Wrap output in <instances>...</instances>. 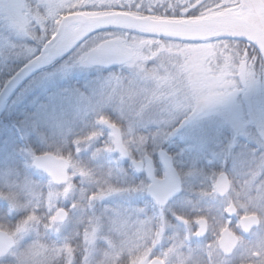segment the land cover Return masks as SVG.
I'll return each mask as SVG.
<instances>
[{"label":"rangeland","instance_id":"374dc122","mask_svg":"<svg viewBox=\"0 0 264 264\" xmlns=\"http://www.w3.org/2000/svg\"><path fill=\"white\" fill-rule=\"evenodd\" d=\"M135 1L71 0V3H68V0H0V28L2 30H0L2 33L0 38L4 40V44L10 43L12 39L24 42L25 46L20 56L28 59L37 56L42 46L43 34L40 25L42 26L43 17L40 12L49 17L55 15L57 23H59L63 16L69 14V8L79 9L83 5H88L91 13L94 10H108L115 4L125 2L132 5ZM216 1L218 2L217 7L209 14L238 13L240 16L247 17L248 10H253L250 4L244 2L240 4L238 0ZM61 9L64 10L61 11ZM109 36V33L94 34L86 43L101 42L103 38ZM3 43H0V47L4 46ZM126 44L134 50V59L123 68L116 70L93 68L87 66L85 61L78 62L76 59L77 48L69 58L63 60L58 66L32 78L14 97L8 107V112L13 114V111H16L24 102L38 105L33 114L19 113L18 115H22L23 119L15 125L13 122L12 125L0 123V187L6 183L15 182L18 192L21 193H18V199L21 201L23 192L26 195V198L21 202L34 201L36 194L33 191L39 190L41 193H46L50 187V178L33 167L34 156L52 153L58 157H65L58 154L64 150L75 152L79 159L73 162L69 157H65L70 160L71 166L69 181L64 186L68 184L80 185V176L72 173V169L77 166H88L101 174L111 171L113 173L112 182L118 186L123 185L127 188L130 184L139 185L137 191L116 192L104 197L95 202L91 209L73 210L71 220L67 224L59 226V231L51 229L44 232L42 230L41 232L45 233H41L42 242L47 241L54 247L63 248L60 256L57 257L60 264H75L74 247L66 238H60V232L63 231L64 234L67 227H72L74 231L72 236H77L79 230H83V239L90 246L84 258L90 260L96 242H106L103 231L106 232L107 228L100 230L98 223H94L96 231H92L91 225L88 230L87 225L80 220V217L109 216L110 213L112 216L114 212H121L123 209L118 205L116 208L112 206L111 210L107 205L109 202L119 200V198L136 199L138 193L144 194L146 190L147 184L127 169L130 162L126 163L113 151L106 150L110 143L112 145V136L110 131L99 122L100 117H107L109 121L112 117L116 121L125 123L131 119L128 113L120 109L109 97V89L115 91L119 88V77L134 80L138 87H147L150 80L159 81V74L149 64L151 61L155 62L156 68L167 72L170 76L173 73L186 74L194 86L205 83L214 84L218 73L213 70L210 60L217 54V46L230 47L235 43L208 40L205 43L185 44L157 41L130 34ZM13 51L20 50L16 47ZM132 69H135V72ZM150 69L151 71H149ZM78 78L83 79L84 90L72 86ZM246 98H250L252 101L256 116L254 124L250 123L246 117L244 105ZM134 126L137 130L153 137L152 142L147 146L145 155L151 156L155 165H157V155L161 149L172 154L174 164L183 181V195L177 203H174L176 208L177 205L184 210L203 208L204 204L201 200L203 196H207L210 204L221 208L222 203L214 196L217 170L209 171L208 175H205L203 166L208 165L212 169L215 167L226 169L228 167L226 165H230L228 170L236 171L235 165H247L253 155L264 151L263 81L249 82L246 89H241L235 95L215 104L206 114L192 118L162 139L156 138L159 126L154 121L140 120L136 121ZM94 132L97 133L96 136L92 135ZM31 145H35L33 147H37V150L41 152L36 154ZM256 146L257 149H255ZM49 149L52 151H48ZM97 149L100 151L97 152ZM19 161H23L21 164L24 167L33 169L36 176H40L39 179L30 182L26 177L25 182L16 180L15 177H20V175L14 171V165H17ZM163 173L164 171L160 172L161 175ZM202 183L204 185L201 187L210 189L212 195L201 187L200 192L197 193L198 196L196 195L193 188ZM83 187L90 186L83 185ZM260 197L261 194L257 193L256 203L259 202ZM61 203L67 208L71 206V200H64ZM143 203L146 204V202ZM150 205L141 208H145L148 212L151 210ZM47 207L45 205V208ZM7 209V202L0 200V214L6 213ZM133 209L135 208L131 210ZM41 212L43 213L44 209H41ZM45 214L47 215V213ZM22 215L23 212L15 213L8 219L15 222ZM96 219L99 220V218ZM33 238L32 235H29L24 242L28 243ZM98 250L96 249V254H98Z\"/></svg>","mask_w":264,"mask_h":264},{"label":"clouds","instance_id":"9594fccd","mask_svg":"<svg viewBox=\"0 0 264 264\" xmlns=\"http://www.w3.org/2000/svg\"><path fill=\"white\" fill-rule=\"evenodd\" d=\"M53 26L49 19L46 24L48 32ZM106 43L108 41L103 40L91 44L99 47ZM210 63L218 73L214 84L194 86L186 74L173 73L170 76L154 65L159 81L150 80L147 87H138L134 80L119 77V88L115 91L109 89V97L131 118L127 123L114 121L117 129L113 131L123 132L122 145L127 152L125 157L132 161L133 170L143 165L145 151L153 140L151 135L136 129V121H154L159 126L156 138L162 139L192 118L206 114L210 108L203 103L205 97L214 95L228 98L249 82L264 81V52L249 55L237 44H231L230 47L218 45L217 54ZM132 70L135 72V69ZM109 147L113 152L118 151L111 143ZM59 154L79 160L78 155L71 150ZM118 154L121 157L120 150ZM72 173L80 176V185H57L50 178L48 191H33L36 196L31 202L18 199L15 182L0 187V200L8 205L7 212L0 214V243L5 246L0 251V264H8L9 261L11 264H60L57 257L63 248L54 247L47 241L42 242V230L59 231V225L70 217L73 210L91 209L95 202L113 193L139 189V185L135 184L127 188L114 184L111 171L101 174L88 166H77L72 169ZM217 173L225 174L230 181L228 190L220 194L222 207L218 216L220 226H223L226 214L231 213L235 218V224L229 225L236 233L232 246L221 247L215 236L203 248L191 246V237H202L196 235L200 225L191 220L187 232L169 233L172 226L166 218L167 205L158 204L157 212L153 214H148L145 208L114 212L107 220V231H103L107 248L103 256L92 264H264V151L253 155L246 166L238 165L236 171L221 169ZM83 185L90 187L85 188ZM257 193L261 194L258 203ZM64 200H71L70 208L62 206ZM250 201L253 203L250 204ZM45 205L48 207L45 208ZM41 209H44L43 213ZM20 212L23 215L15 222L8 219ZM57 213L63 217L62 220H53ZM172 214L176 215L174 212ZM197 215L208 216L209 213L199 211ZM242 216L248 219L241 228L238 226ZM96 218L103 220L97 215L89 218L93 232L96 231ZM217 219L216 215L210 216L215 235L219 233L215 223ZM29 235L34 238L25 243Z\"/></svg>","mask_w":264,"mask_h":264},{"label":"water","instance_id":"95a60500","mask_svg":"<svg viewBox=\"0 0 264 264\" xmlns=\"http://www.w3.org/2000/svg\"><path fill=\"white\" fill-rule=\"evenodd\" d=\"M245 4H250L253 10H248L247 17H243L236 14L222 13L216 15H210L204 18L187 20V21H171V20H153L149 18H138L127 13H113L104 15L87 16L81 13H76V17L82 21L81 29L87 28L91 31L92 28L108 29V28H127L135 31H141L151 33L159 36H165L170 38H176L186 41H203L211 38H222L227 40H238L247 43V47L253 46L258 52H264V0H242ZM256 14L259 20L252 19V14ZM72 17L65 15L60 20L59 24H63L65 20ZM104 26V27H102ZM97 30V31H99ZM96 32V31H94ZM93 32V33H94ZM92 34V33H91ZM108 44L113 47L121 49L126 55L125 59L113 48L105 47L101 48L91 56L85 59V62L89 66L100 67L109 69L112 67L121 66L134 57L132 48L124 44L120 39H109ZM74 47V46H73ZM63 52L60 55L44 56L37 61V57H41V50L39 54L30 62L23 65L3 86L0 91V114L4 109L7 102L11 99L13 94L33 75L42 71L53 62L62 58L71 49ZM24 69L23 72L20 70ZM17 73H20L17 75ZM243 75V71H241ZM247 85L242 89H246ZM245 107L247 117L251 122H255L252 102L249 98L245 100ZM112 131L113 147L118 151L114 140L116 137L113 135V130L117 129V126L110 123L105 125ZM114 126V127H112ZM119 135V142L122 145V133L120 130L115 131ZM117 152H114L118 154ZM119 155V154H118ZM40 158V165L33 160V166L38 171L46 174L51 178V181L57 185H65L69 181V169L70 161L63 157H57L52 153H45L37 155ZM124 160H128L126 157H121ZM158 159L160 164L165 170L162 178H158L154 174V162L148 155L144 156V163L138 167L135 171L141 173L145 171L150 183L147 187V196L155 201V203L161 206L167 205L173 198L178 196L182 191V181L178 173V170L174 166L172 155L164 149L158 152ZM132 163V161H131ZM55 177V178H54ZM229 188V179L225 174H220L216 180L217 194L225 193ZM160 201L159 203L157 201ZM231 215V213H229ZM248 217H245L241 221L242 227ZM66 218L64 219V221ZM63 221V222H64ZM205 231V224L200 222V228L197 235L203 234ZM229 236L231 234L227 231L222 233L220 239V246L225 248L231 243V246L235 243L233 240L230 242ZM234 242V243H233ZM3 243H0V251L4 249Z\"/></svg>","mask_w":264,"mask_h":264},{"label":"flooded vegetation","instance_id":"af4514ba","mask_svg":"<svg viewBox=\"0 0 264 264\" xmlns=\"http://www.w3.org/2000/svg\"><path fill=\"white\" fill-rule=\"evenodd\" d=\"M162 1H168L169 4L175 3L176 5H179L178 3H180L182 5V7H187V11L184 13H179L178 16H170L166 14V11L164 10L162 13H157L153 4L157 5L158 3L162 2ZM175 1V2H174ZM207 1V0H136L135 3H133L132 5H128L126 2L123 4H115L112 6V8L105 10V11H101L98 13H94V11H92L90 13V16L92 15H103V14H113V13H127L130 14L134 17H138V18H149V19H153V20H171V21H187V20H195V19H200V18H190L188 17V13L190 11H194V13L204 7L203 3ZM240 2V4L242 3V0H238ZM213 2L215 3V7H217L218 2L216 0H213ZM153 3V4H152ZM174 5V4H173ZM189 5H195L194 7H189ZM203 5V6H201ZM99 11V10H97ZM238 14V13H236ZM248 15V12H247ZM107 31V33L110 34L109 37H107L105 40L108 39H113V38H118L121 39L125 44L126 41L129 39L130 34L131 35H137L138 37H145V38H150V39H156L157 41H163V42H177V43H185V44H198V43H205L208 40H216V41H221L222 42V38H211V39H207V40H203V41H186V40H181V39H176V38H170V37H165V36H159V35H155V34H151V33H146V32H141V31H135V30H131V29H127V28H108V29H102L99 31ZM91 35V34H90ZM244 45V49H246V43L242 42ZM128 45V44H127ZM139 55V54H138ZM137 55V56H138ZM135 56V54H134ZM134 59V57H133ZM132 59V60H133ZM131 60V61H132ZM131 61L118 66V67H114L111 68L109 70H116L118 68H123L124 66H126L128 63H130ZM155 63V62H154ZM153 63V61L149 62L150 66L153 67L155 64ZM107 130H109L107 128ZM111 133V130H109ZM130 166L133 170V167L130 163ZM216 166V165H215ZM228 166L226 169H223L225 171H232L228 170L229 167H231L230 165H226ZM238 165H235L236 169H237ZM246 166V165H244ZM177 168V167H176ZM203 174H207L209 173V171H214L217 170H221L220 167H215V168H210L208 165H204L203 166ZM161 171H164L162 165H154V174L156 177L161 178L163 177V175L160 174ZM133 172L136 174V177L139 178V180L144 181L147 186H146V190L144 194L138 193V197L144 196L145 198H143V201L146 202V204L142 205L147 207V205H150V211H148V214H153L157 212V204L155 203V201L153 199H151L150 197L147 196V187L150 183L145 171L143 170L141 173L136 172L135 170H133ZM165 172V171H164ZM179 172V171H178ZM222 174V173H217L215 181H214V193H215V199L218 200L219 202L222 203V201L220 200V195L217 194L216 191V180L218 178V176ZM229 179V178H228ZM181 181H182V177H181ZM211 181V180H210ZM209 183V182H207ZM230 183V181H229ZM204 185V183L202 184H198V186H195L193 188L194 192L197 193L200 192V189L202 188L201 186ZM201 187V188H200ZM202 189H206V191L208 192V194H211V190L208 188H202ZM183 195V181H182V191L181 193L176 196L175 198H173V200H171L168 204H167V212H166V218L169 221L170 225L172 227L169 228V233L175 231V232H179V233H185L187 232L188 228H189V221L194 220V222L198 225H200V222L204 225L205 224V231L203 234L201 235H197V236H202V237H191L189 244L191 246H199L201 248H203V246H205L207 243H210L211 240L213 239V237L215 236L216 242L217 244L220 245V239L222 237V233L224 231H227L231 234V236H229V240L230 242L233 240L235 242L236 240V233L234 231H232V229L229 227L230 224H235V218L232 217L230 214H226L225 218H224V222H223V226H220V222H219V212L221 208H218L216 205L214 204H210L207 196H203L202 197V203L204 204L203 208H199L198 210H184V209H180V207L177 205V208L175 207L174 203L179 200V198ZM209 195V196H211ZM198 196V195H197ZM202 196V195H201ZM200 197V196H199ZM207 202V203H206ZM125 203V198H120L119 203H116L115 201H111L109 202L107 205H109V207L111 208L113 206V208L117 207L118 205L121 207L122 204ZM222 205V204H221ZM152 206V208H151ZM63 207L67 208L66 205H64ZM174 207V208H173ZM222 207V206H221ZM111 208V210L113 209ZM141 208V207H140ZM172 208V209H170ZM126 209H123V211H125ZM121 210V212H123ZM131 211V210H128ZM199 211H206L209 213L208 216H201V215H197V212ZM73 212V211H72ZM71 212V215L73 214ZM176 213V215H173L172 213ZM70 215V217L66 218V220L64 222H62L59 226H63L65 224H67L72 216ZM212 215H216L218 217L216 223V226L219 228V233L218 235H215V231L213 229V227L210 225V216ZM104 220L102 219H96L94 220V223H98V227L101 229H105L107 228V220L111 217V213L108 215H102L101 216ZM247 216H242L241 217V221L243 218H245ZM86 218V219H85ZM89 218L90 216H81L80 220L84 221V224L87 225L88 230L90 229V224H89ZM98 220V221H97ZM238 227L242 228V225L240 223V225ZM81 228V227H80ZM82 229V228H81ZM80 232H78L77 236H72L74 231L72 229V227H67V230L64 232L63 231L59 233L60 238H66L67 241L71 244L72 247H74L75 251V264H85V263H90L92 264L93 261H95L97 258H101L103 256V253L105 251V249L107 248V242H96V244L94 245V251L91 254V258L90 260L85 259L84 257L86 256V254L88 253V250L90 249V246L88 245V243L83 239V230H79ZM199 231V230H198ZM197 231V233H198ZM43 234H45L44 232H41ZM42 235V234H41ZM246 239L248 238L247 236L245 237ZM233 242V243H234ZM231 246V243L226 246L225 248H228ZM96 249L98 250V254H96ZM157 251H159V249H157ZM92 259V260H91Z\"/></svg>","mask_w":264,"mask_h":264},{"label":"trees","instance_id":"16d2710c","mask_svg":"<svg viewBox=\"0 0 264 264\" xmlns=\"http://www.w3.org/2000/svg\"><path fill=\"white\" fill-rule=\"evenodd\" d=\"M178 4L179 5H176L175 3L169 4L168 1H162V2L158 3L157 5H154L153 4V6H154V8H155V10H156L157 13H162L165 10L167 15L175 16L176 17V16L179 15V13H184V12L187 11V7H185V6L182 7V5L180 3H178ZM170 5H171V7H170ZM203 5H204V7L198 9L195 13H194V11H190L187 16L190 17V18H203V17H206V16L210 15L209 12L211 10H214L215 9V3L213 2V0H207V1H205L203 3ZM203 5H201V6H203ZM103 11H105V10H103ZM98 12H101V11L100 10L99 11L94 10V13L95 14L98 13ZM81 13L90 14V9L88 11H81ZM0 30H1V28H0ZM102 33H107V31H105V30L99 31V32L95 33V35L96 34H102ZM0 34H2V33L0 32ZM106 38L107 37L103 38L102 41L105 40ZM88 39H90V37ZM3 41L4 40H2L0 38V43H3ZM227 42H229V43H232L233 42V43L237 44L240 48L241 47L242 48L244 47L243 43H241L239 41H227ZM3 45H4L3 47H0V91L3 88V86L6 84V82L17 72V70H19L23 65L27 64L28 62H30L32 59H34L36 57V56H34V57H31V58H28V59H24V58H22L20 56L21 52L23 51L22 49L25 46L24 42H21V41H17V40L12 39L10 41V43H5V44L3 43ZM16 47L20 51H13V49H15ZM76 49H77V47L74 46V48L68 54H66L64 57H62V58L58 59L57 61L53 62L47 68H45L44 70L36 73L30 79H28L19 88V90L13 94V96L11 97V99L5 105L4 109L2 110V112L0 114V123H4L6 125H12L14 123L13 125H15L16 123L22 121V119H23L22 118V115H18L19 113L26 114V115L33 114L34 113V110L37 108L38 105H34V104L31 105L30 103H27V102L25 103L24 102V103H22L18 107V109L16 111H13V114L10 113V112H8V107H9L10 103L12 102V100L14 99V97L23 89V87L32 78L37 77L38 75L44 73L45 71L51 70L54 67L58 66L63 60L69 58L71 56V54L74 53V51ZM253 52H257L258 53V51L255 48L251 47L249 49V53L248 54L251 55ZM82 80L83 79H79V78L76 79L75 80V83L76 84L74 83L72 86L73 87H76L78 89H83L84 90V86L82 84ZM263 88H264V81H263ZM110 120L113 123H114V121H116L112 117H110ZM15 128H18V127H15ZM27 145H28V143H27ZM18 146H20V145L18 144ZM31 146L33 147L35 145H31ZM33 148L35 149V153L36 154L41 152L40 150H37V147H33ZM48 151H52V150L49 149ZM64 151H66V150H64ZM64 151H60V152H64ZM60 155L61 156H65V157H69V156H66V155H63V154H60ZM116 156H118V155H116ZM118 157L120 158V156H118ZM228 160H230V159H228ZM72 161L75 162L76 160H72ZM122 161H124V160H122ZM22 162L23 161H19V163H17V165H14V167H15L14 168V171L15 172L17 171L18 172V175H20V177L19 176H16L15 177L16 180L25 182V180H26L25 177H26L29 180V182H30V181L36 180L38 177H40V176H36L34 170L31 169L30 167H27V166L24 167V165L21 164ZM124 162L128 163V161H124ZM156 163H157V165H160L158 161H156ZM127 169L129 171L133 172V170H132V168H131V166H130L129 163L127 165ZM21 174H22V176H21ZM135 176H136V174H135ZM121 186H123V185H121ZM19 194H21V193H19ZM21 197H22L21 201H23V199L26 198V195H25L24 192L22 193ZM143 198H145V197L144 196H141V197H138L137 196L136 199H132V198L126 199L125 198L126 204L123 203L122 206H121V208L122 209H126V210H131L132 208L142 207V205L144 204L143 203L144 202L143 201ZM119 201H120V198H119V200H116L115 202H118L119 203Z\"/></svg>","mask_w":264,"mask_h":264},{"label":"snow or ice","instance_id":"6c2138e0","mask_svg":"<svg viewBox=\"0 0 264 264\" xmlns=\"http://www.w3.org/2000/svg\"><path fill=\"white\" fill-rule=\"evenodd\" d=\"M68 3H71V0H68ZM64 9H61L63 11ZM89 6L83 5L81 8H69L68 13L69 16L72 17L70 19H67L64 21L63 24H58L55 15L49 17L45 13H41V17H43V23L42 26L40 25L42 29L43 38L41 40L42 44V50H41V57H37V61L41 59L44 56H55L60 55L63 52L67 51L68 49L72 48L73 46H76L78 48V54H77V61L80 63H83L85 59L89 56H91L93 53L98 51L101 48L109 47L113 48L121 55L123 59H125V53L116 47H113L112 45L106 43L101 44L99 47L93 46L92 44L86 43V41H89L90 34L94 31L99 30L100 28H92L91 31H88L87 28L81 29L82 21L79 20L78 17H76L77 12L81 11H88ZM49 19L53 22V28L51 32H48L46 28V24L48 23ZM104 27V26H102ZM21 72L24 71V69L20 70ZM20 73H17L19 75ZM227 99L226 97H216L214 95H209L204 98L203 103L206 107L211 108L215 104H218L222 101ZM99 122L104 125H109L110 122L107 117L101 116ZM114 127V126H112ZM93 136H96L97 133H92ZM113 135L116 137L114 140V143L116 144L117 148L120 150L121 157H125L127 155V152L125 151L123 145L119 142V135L117 132H113ZM107 151H112V148L107 147ZM79 151V149H78ZM34 162L37 164V166L40 165V158L34 156ZM55 178V177H54ZM103 195V194H102ZM160 202L159 200L157 201ZM60 219L62 220L63 217L60 216L59 213H57V216L53 217V220ZM70 251V250H69ZM8 264H11L9 261Z\"/></svg>","mask_w":264,"mask_h":264},{"label":"bare ground","instance_id":"6f19581e","mask_svg":"<svg viewBox=\"0 0 264 264\" xmlns=\"http://www.w3.org/2000/svg\"><path fill=\"white\" fill-rule=\"evenodd\" d=\"M252 19L255 20V21L259 20V19L257 18V15L254 14V13L252 14Z\"/></svg>","mask_w":264,"mask_h":264}]
</instances>
